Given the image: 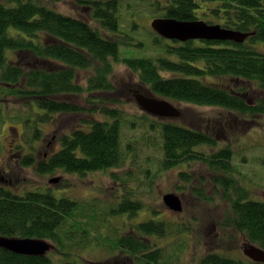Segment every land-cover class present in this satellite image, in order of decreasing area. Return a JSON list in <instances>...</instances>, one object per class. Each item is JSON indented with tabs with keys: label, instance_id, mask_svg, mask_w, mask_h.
<instances>
[{
	"label": "trees",
	"instance_id": "1",
	"mask_svg": "<svg viewBox=\"0 0 264 264\" xmlns=\"http://www.w3.org/2000/svg\"><path fill=\"white\" fill-rule=\"evenodd\" d=\"M61 3L72 5L74 11H61ZM143 3L147 6L139 9ZM137 11H149L153 19L204 20L250 35L244 42H181L152 30L153 42H148L134 36L136 21L130 31L123 25L130 22L128 14ZM7 50L11 52L7 54ZM10 54H16V60L9 61ZM121 65L136 75L139 86L157 96L192 106L221 108L227 113L218 119L226 127L243 122L249 129L258 130L257 123L264 118V0H0V92L18 93L29 99V115L22 121L33 129V135L41 132L40 124L55 115H84L76 129L55 138L61 145L50 154L48 163L39 165V171L60 169L86 174L131 164L137 160V153L134 140L124 138L122 130L126 124L134 128L141 122L150 130L159 127L156 147H160L162 159L156 175L181 164H188L181 165L187 169L198 162L206 164L212 173L211 182L222 187L225 196L233 197L229 198L228 214H223L225 218L219 216V228L233 241L239 234L264 249V199L250 198L249 189H244L234 177L237 165L233 164V143L221 148L211 132L213 126L200 129L144 111L127 118L126 104L118 97L113 79ZM83 73L86 83L80 82ZM212 77L215 80H209ZM85 94L88 96L83 100ZM35 108L41 110L40 124L34 116ZM240 136L243 140L245 135ZM216 146L219 149L215 152L207 150ZM242 156V163L249 162L247 153ZM28 161L24 164L28 165ZM145 161L149 166L154 160L150 162L148 157ZM180 171L182 180L193 182L190 171ZM112 176L118 178L114 172ZM191 186L199 202L214 205L202 185ZM55 196L50 191L18 195L0 186V234L49 240L56 245V253L72 258L70 250L83 226L78 211L84 206ZM136 197V193H126L112 205L109 214L137 213L144 204ZM196 220L191 217L177 228L178 243L186 242ZM169 223L156 219L139 223L138 234L120 235L112 247L127 252L131 258L137 257L141 264H173L162 251L148 252L149 245L140 238L168 235ZM86 239L85 242L92 241ZM182 250L173 254L179 256ZM234 250L206 251L191 263L264 264L234 257ZM51 259L48 255L28 256L0 248V264H85L69 259L56 263Z\"/></svg>",
	"mask_w": 264,
	"mask_h": 264
},
{
	"label": "rangeland",
	"instance_id": "2",
	"mask_svg": "<svg viewBox=\"0 0 264 264\" xmlns=\"http://www.w3.org/2000/svg\"><path fill=\"white\" fill-rule=\"evenodd\" d=\"M146 6L147 4L143 3L139 9H144L143 7ZM59 9L67 13L74 11L72 5L68 3H61ZM127 19L130 22L127 21L128 25L126 22L123 25L127 26L128 31L132 29L136 21L138 28L134 31V36L142 37L141 40L153 42V28L150 25L153 17L149 11L133 12V14H128ZM153 32L155 31L153 30ZM137 50H140V48ZM9 52L11 50H7V54ZM142 53V51L139 52V54ZM16 56V54L8 55L9 61L16 60ZM80 78V82L86 83V73L80 74ZM113 79L119 90L118 97L123 99L126 104V117H130L131 114L139 115L143 113L130 89L135 92V90L143 89L144 86H139L136 75L129 67L125 65L119 66ZM211 79L215 80L213 77L209 78V80ZM87 96V94L83 95V100ZM27 103H29V99L18 93L0 92V169L10 167L9 172H12V178L19 179L18 182L9 184L12 185L9 190L18 195L26 194L30 191L45 193L50 191V193L53 192L56 195L55 197L70 198L77 201L81 208L84 206L78 211L79 214L81 213L80 222L83 226H76H80V228L78 230V240L75 237L77 242L73 243L74 246L70 250L72 258L71 256L56 253L53 249L51 251L53 253H48L53 262L65 263L69 259L85 264H124V262L141 264L136 256L135 262L131 257L129 258L127 252L122 253L117 248L112 247V245L120 235L126 236L128 234L129 237V234H138L139 223L150 219L172 223L168 224L171 225L169 234L164 237L153 235L140 238L149 245V251L158 250V254L163 252L164 258L171 260L173 264H193L191 262L194 259L201 258L206 251H215L218 248L220 250L221 248L235 249L233 255L241 253L242 257H246L242 252L243 248H241L244 247L245 243L243 236L236 234L237 241H233L231 240V235L227 237L225 230L219 228L217 224L220 219L219 216L225 218L223 214H228L230 208L229 198L233 197L229 196L228 198L225 196L223 194L225 192L224 189L220 186L217 188V185L211 182L212 173L206 164L198 162L197 164H192L188 169L181 166L188 164H181L179 167L162 170L156 175V172L158 173L156 170L160 166L159 162L162 159L160 147H156L159 140L160 132L157 129L159 127L156 130H150L141 122H138L139 125L134 128L126 124L122 130L124 138L131 139V141L134 140L137 160L131 164L127 163L120 167L110 168L107 171L70 174L63 170L55 169L50 174H41L35 168L36 165L22 168L21 164V167H17L16 161L19 159L16 156L19 149L26 151L22 147L23 145L28 146V154L43 158L42 155L45 153L49 155L50 152H55L59 149L61 144H58L55 139L58 135L69 134V132L79 126V121L84 118L82 114L55 115L52 117L53 119L47 120L45 124H40L38 117L41 110L35 108L34 116L37 118V124H40L41 132L33 135V129H29V126L27 128L24 119L22 121V118L29 115ZM173 103L181 107L185 114L178 120L173 121H181V123L185 121L192 127L200 129L207 125L215 126L217 130L212 128V131L214 130L213 135L216 137L217 142L222 144L221 140L225 138L229 141V144L233 143V164L234 167L237 165L234 168V177L241 186L245 187L244 189H249L250 198L264 199V131H262L264 129V118L260 120V123H257L258 130L255 131L254 127L249 129L244 126L247 123L244 124L243 122L232 123L231 127H226L218 119L223 117L222 113H224L223 115L227 113L221 108L192 106L176 101H173ZM242 133L245 135L243 140L241 139L242 136H240ZM217 146L214 147L213 152L217 151ZM207 150L210 151V148H207ZM245 153L248 155L246 158L249 159V162L242 163L245 160L242 155ZM148 157L150 162L154 160L149 166L145 161ZM146 169L150 170V172L147 173ZM179 169L190 171L194 177L193 182L180 181ZM113 172L118 178L112 176ZM56 177L60 178L58 182H50L51 179ZM177 184L184 187H179ZM191 185H202L207 195L211 196V199L215 201L214 205H208V202H199L195 197L193 188H190L192 187ZM22 187L23 190L21 189ZM25 187L28 189L25 190ZM128 192L136 193L138 195L136 199H139L144 204V207L135 214H131V211H127L125 214H109L112 205L119 203ZM171 192H176L182 198L183 210L179 213L169 209L163 202V195ZM191 217L192 219L194 217L197 218L195 223L192 222L194 229L187 235L186 242L178 243L179 234L175 232L182 225L181 223L189 221ZM85 237L92 239V241L85 242L88 241ZM221 242H224L226 246L224 243L223 246ZM158 247L161 249H157ZM182 248L183 250L179 252V256L173 254L175 250ZM131 255L133 256L134 254Z\"/></svg>",
	"mask_w": 264,
	"mask_h": 264
},
{
	"label": "water",
	"instance_id": "3",
	"mask_svg": "<svg viewBox=\"0 0 264 264\" xmlns=\"http://www.w3.org/2000/svg\"><path fill=\"white\" fill-rule=\"evenodd\" d=\"M150 25L158 35L181 42L190 41V39L244 42L250 35L249 33L225 28L221 24H209L204 20L188 22V20L159 17L154 18ZM134 97L140 109L151 116L164 119H178L182 116V110L177 105L164 97L157 96L149 89L138 90L135 92ZM59 180L60 178L56 177L51 179L50 182L56 183ZM163 202L174 212L179 213L183 210L182 198L176 192L163 195ZM53 247L55 248L53 243L42 238L7 237L0 234V248L16 254L47 256ZM243 250L252 260L264 261V249L258 245L248 242Z\"/></svg>",
	"mask_w": 264,
	"mask_h": 264
},
{
	"label": "flooded vegetation",
	"instance_id": "4",
	"mask_svg": "<svg viewBox=\"0 0 264 264\" xmlns=\"http://www.w3.org/2000/svg\"><path fill=\"white\" fill-rule=\"evenodd\" d=\"M130 91H132V93L133 94H135V92H137L138 90H135V92H133V90H131L130 89ZM109 95V94H108ZM222 124V123H221ZM224 124V123H223ZM224 126V125H223ZM214 130H217L216 129V127L215 126H213L212 127ZM213 130V131H214ZM213 131H212V129H211V132H212V134H213ZM221 142H222V148H223V146L224 145H227V144H229V141L227 140V139H223V140H221ZM23 148H25V150L26 151H23L22 149H19V151H18V153H17V158L19 159L18 161H16V163H17V167H21V164H22V168H27V166H34V165H36L35 166V168L39 171V165H41L42 163H48L49 162V160H50V158H51V155L50 154H52V153H54V151L53 152H50V154L48 155L47 153H45L44 155H43V158L42 159H40L39 157H37V156H35L34 154H28V152H29V149H28V146H22ZM28 149V150H27ZM219 149V148H218ZM212 150H214V147H210V151H212ZM32 153V152H31ZM26 154H28V155H26ZM25 158H28L29 159V164L28 165H26V164H24L23 163V161H24V159ZM39 166V167H38ZM38 167V168H37ZM10 171V167H5L4 169H0V186H5L6 188H8L9 189V187L10 186H12V185H9V184H13V183H15V182H18L19 181V179L18 178H16V179H14V178H12L13 177V174H12V172H9ZM181 171H183V172H186V171H188V170H185V169H183V170H181ZM180 171V172H181ZM39 173H41V174H45L44 172H41V171H39ZM47 173H49V172H46V174ZM50 174V173H49ZM7 176V177H6ZM27 179V178H26ZM180 181L182 180L181 178L179 179ZM177 186H179V187H184L183 185H178L177 184ZM17 188H18V185H17ZM22 190H23V187L21 188ZM26 189H28L27 187H25V190ZM44 189V188H43ZM29 191V190H28ZM19 195H24V194H19ZM264 197V196H263ZM13 237V236H12ZM16 237H21L20 235H17ZM51 242V241H50ZM249 241H245V243H244V247L246 246V243H248ZM54 245V244H53ZM55 246V248L53 247L52 249H51V251H53V249H54V251H56L57 252V247H56V245H54ZM244 247H241V248H243L244 249ZM157 249H161L160 247H158ZM242 249V250H243ZM49 252V253H53V252ZM155 250H151V251H149V249H148V252H154ZM125 252V251H124ZM243 252V254L246 256L245 258H243L242 257V255H241V253L239 254V255H233L234 253L231 251V254L234 256V257H237V258H242V259H247V260H251V261H254V262H257V261H255V260H252V258H250V257H248L246 254H245V252H244V250L242 251ZM122 253H123V251H122ZM143 254V253H142ZM146 253H144L142 256H144ZM141 256V257H142ZM130 258V257H129ZM131 259H133L134 260V258H131ZM131 262H132V260H130ZM135 261V260H134ZM136 262V261H135ZM262 263H264V261L262 262ZM124 264H128L127 262H124ZM135 264H137V263H135ZM142 264H145V263H142Z\"/></svg>",
	"mask_w": 264,
	"mask_h": 264
},
{
	"label": "bare ground",
	"instance_id": "5",
	"mask_svg": "<svg viewBox=\"0 0 264 264\" xmlns=\"http://www.w3.org/2000/svg\"><path fill=\"white\" fill-rule=\"evenodd\" d=\"M29 58H30V61H32V58H31V54H28L27 55ZM144 88V87H143ZM146 89V88H145ZM175 104V103H174ZM176 105V104H175ZM72 114H82L81 112H78V113H71V114H63V115H58V116H69V115H72ZM83 115V114H82ZM182 115H183V111H182ZM57 116V115H56ZM84 116V115H83ZM182 117V116H181ZM180 117V118H181ZM175 120H178V119H175ZM80 123V122H79ZM43 156V155H42ZM40 158V157H39ZM40 159H42V158H40ZM27 160H29L28 158H25L24 159V161H23V163H25V161H27ZM7 177V176H6ZM3 236H5V235H3ZM7 237H10V236H7ZM12 237V236H11ZM49 241V240H48ZM52 243V242H51ZM3 249V248H2ZM5 250V249H4ZM6 251H8V250H6ZM12 252V251H11ZM14 253V252H13Z\"/></svg>",
	"mask_w": 264,
	"mask_h": 264
}]
</instances>
